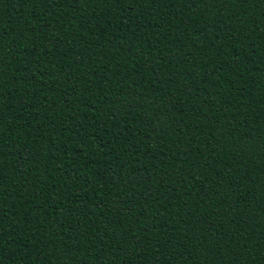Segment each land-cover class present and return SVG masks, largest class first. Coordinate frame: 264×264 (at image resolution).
<instances>
[{
  "label": "trees",
  "instance_id": "trees-1",
  "mask_svg": "<svg viewBox=\"0 0 264 264\" xmlns=\"http://www.w3.org/2000/svg\"><path fill=\"white\" fill-rule=\"evenodd\" d=\"M0 264H264V0H0Z\"/></svg>",
  "mask_w": 264,
  "mask_h": 264
},
{
  "label": "snow or ice",
  "instance_id": "snow-or-ice-1",
  "mask_svg": "<svg viewBox=\"0 0 264 264\" xmlns=\"http://www.w3.org/2000/svg\"><path fill=\"white\" fill-rule=\"evenodd\" d=\"M198 2L201 5H205V3L210 2L211 4L213 3V0H198ZM239 3H245L248 2V0H238ZM184 3H189V4H194L197 3V0H173L174 5H181Z\"/></svg>",
  "mask_w": 264,
  "mask_h": 264
}]
</instances>
